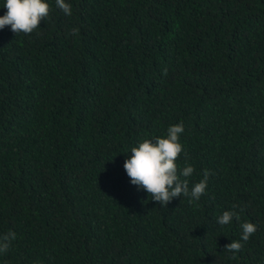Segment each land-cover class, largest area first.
Returning a JSON list of instances; mask_svg holds the SVG:
<instances>
[{"label":"trees","instance_id":"trees-1","mask_svg":"<svg viewBox=\"0 0 264 264\" xmlns=\"http://www.w3.org/2000/svg\"><path fill=\"white\" fill-rule=\"evenodd\" d=\"M46 2L0 29V264H264V0ZM181 122L189 191L211 175L162 207L124 162Z\"/></svg>","mask_w":264,"mask_h":264},{"label":"clouds","instance_id":"clouds-1","mask_svg":"<svg viewBox=\"0 0 264 264\" xmlns=\"http://www.w3.org/2000/svg\"><path fill=\"white\" fill-rule=\"evenodd\" d=\"M56 6L65 15L72 14L71 4L65 0H55ZM4 7L6 14L0 17V29L10 26L13 33L31 34L39 28L40 22L48 17L50 5L46 0H6ZM79 29H72V34H78ZM167 74V70H164ZM184 132L183 122L170 126L165 137L145 139L138 146L131 149V155L124 162V170L130 178L132 185L144 190L153 202H158L166 207L174 198L190 196L189 203L198 201L205 194L207 182L211 173L205 169L203 179L195 183L189 191L188 177L194 173L191 165L178 169L177 160L183 147L180 143V135ZM187 159V154L185 153ZM183 177V179L181 178ZM236 206H233L235 209ZM242 211V209H241ZM233 218L237 221L240 215L237 211H225L218 217L217 223L221 226L228 225ZM242 229L241 240L247 242L257 231V225L244 222L240 225ZM16 238L12 231L0 236V253H6L11 241ZM243 247L240 241H232L225 245L224 250L239 252Z\"/></svg>","mask_w":264,"mask_h":264}]
</instances>
